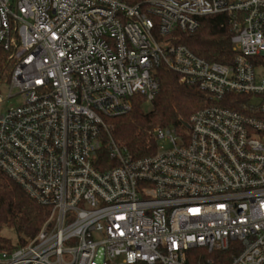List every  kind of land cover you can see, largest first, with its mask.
Wrapping results in <instances>:
<instances>
[{"label": "built area", "instance_id": "1", "mask_svg": "<svg viewBox=\"0 0 264 264\" xmlns=\"http://www.w3.org/2000/svg\"><path fill=\"white\" fill-rule=\"evenodd\" d=\"M207 16L226 62L173 43ZM0 51V170L49 210L0 264H264V0H0ZM160 67L211 104L135 159L109 120L152 103Z\"/></svg>", "mask_w": 264, "mask_h": 264}, {"label": "trees", "instance_id": "2", "mask_svg": "<svg viewBox=\"0 0 264 264\" xmlns=\"http://www.w3.org/2000/svg\"><path fill=\"white\" fill-rule=\"evenodd\" d=\"M231 33L224 16H207L193 33L176 32L173 43L183 45L195 55L214 62H226L232 56ZM8 54L0 51V80L10 72ZM160 91L146 111L144 98L137 96L130 113L109 120L115 142L127 148L135 159L154 154L157 142L152 136L156 127H180L196 111L210 106V98L196 85L179 83L178 74L160 67L156 70ZM226 99V101H225ZM245 97L228 95L223 107L244 111ZM49 215L47 207L31 199L24 189L0 170V252H11L33 240ZM13 229L14 243L2 232Z\"/></svg>", "mask_w": 264, "mask_h": 264}, {"label": "rangeland", "instance_id": "3", "mask_svg": "<svg viewBox=\"0 0 264 264\" xmlns=\"http://www.w3.org/2000/svg\"><path fill=\"white\" fill-rule=\"evenodd\" d=\"M8 105L9 106H14L16 105L15 103V100H11L8 102ZM144 109L146 111H149L151 109V105L150 104H146L144 106ZM2 234L5 236V237H8L9 239H11L14 243L17 241V236H16V233L13 229H4Z\"/></svg>", "mask_w": 264, "mask_h": 264}]
</instances>
